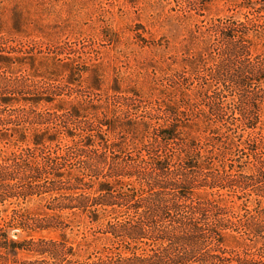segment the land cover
Instances as JSON below:
<instances>
[{"label": "trees", "instance_id": "trees-1", "mask_svg": "<svg viewBox=\"0 0 264 264\" xmlns=\"http://www.w3.org/2000/svg\"><path fill=\"white\" fill-rule=\"evenodd\" d=\"M209 1L187 5L201 14ZM42 2L0 0V264H264L256 22L191 31L177 100L138 113L136 91L121 94L118 78L103 88L99 62L30 28ZM80 217L112 246L83 257L66 234ZM44 230L58 233L33 236Z\"/></svg>", "mask_w": 264, "mask_h": 264}, {"label": "rangeland", "instance_id": "rangeland-1", "mask_svg": "<svg viewBox=\"0 0 264 264\" xmlns=\"http://www.w3.org/2000/svg\"><path fill=\"white\" fill-rule=\"evenodd\" d=\"M191 1L43 0L42 4L31 6L29 26L41 23L43 30L52 32L57 46L82 51V60L88 66L99 62L103 88L118 78L121 88L126 90L121 94H131L130 89L140 95L132 107L142 113L155 105L177 100L174 83L178 81L183 47L189 43L194 29L203 28L218 17H231L251 19L264 33V0H210L201 14L194 6L189 8L187 3ZM261 43L257 52L264 50ZM38 48L44 53L50 50L47 45ZM260 126L264 132V122ZM38 204V199L24 203L30 207ZM2 208L3 205L0 206V223L5 216ZM78 220L66 228V234L72 245L81 249L83 257L112 246L108 234L102 232L103 224L90 223L86 217ZM8 231L13 238L27 237L19 228ZM57 233L44 230L33 232V236L54 238ZM87 242L89 246L83 244ZM17 255L23 257L24 254Z\"/></svg>", "mask_w": 264, "mask_h": 264}]
</instances>
